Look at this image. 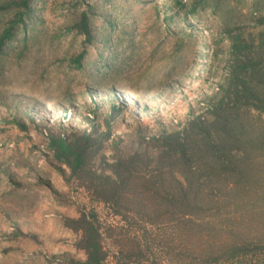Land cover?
Masks as SVG:
<instances>
[{"label": "rangeland", "instance_id": "374dc122", "mask_svg": "<svg viewBox=\"0 0 264 264\" xmlns=\"http://www.w3.org/2000/svg\"><path fill=\"white\" fill-rule=\"evenodd\" d=\"M7 1L0 0V32L10 19ZM81 11L90 43L72 29ZM262 15L264 0H33L0 57V264L83 261L79 233L66 220L91 208L106 264L130 255L141 264H176L174 222L154 220L142 232L131 224L135 213L125 220L94 203L53 158L48 137L97 136L89 163L97 173L110 174L118 155L155 156L153 138L206 115L225 85L227 29L248 38Z\"/></svg>", "mask_w": 264, "mask_h": 264}, {"label": "trees", "instance_id": "16d2710c", "mask_svg": "<svg viewBox=\"0 0 264 264\" xmlns=\"http://www.w3.org/2000/svg\"><path fill=\"white\" fill-rule=\"evenodd\" d=\"M32 2L5 4L10 19L0 32V57L30 17ZM195 7L193 1L189 14ZM255 27L248 38L227 29L231 63L225 85L206 115L153 138L155 156L118 155L107 165L110 174L97 173L89 164L97 136L48 137L53 158L81 181L94 203L109 206L125 220L135 213L138 220L131 224L142 232L154 220L174 222L176 264H264V15ZM73 28L86 43L92 41L86 11L78 13ZM84 57L85 51L77 55L75 68H81ZM66 224L79 233L76 246L85 256L66 264H106L97 211H82ZM133 247L138 257V243ZM131 256L119 257V263L141 264Z\"/></svg>", "mask_w": 264, "mask_h": 264}]
</instances>
